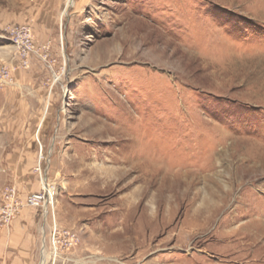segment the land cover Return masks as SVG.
Segmentation results:
<instances>
[{
  "label": "rangeland",
  "instance_id": "374dc122",
  "mask_svg": "<svg viewBox=\"0 0 264 264\" xmlns=\"http://www.w3.org/2000/svg\"><path fill=\"white\" fill-rule=\"evenodd\" d=\"M9 185L0 264H264V0H0Z\"/></svg>",
  "mask_w": 264,
  "mask_h": 264
},
{
  "label": "built area",
  "instance_id": "2783aa9c",
  "mask_svg": "<svg viewBox=\"0 0 264 264\" xmlns=\"http://www.w3.org/2000/svg\"><path fill=\"white\" fill-rule=\"evenodd\" d=\"M13 38H20L23 42V52L24 55H28L32 52V43H31V34L30 31L27 28H20L19 30H13L11 32ZM8 73L5 71L3 72V78H7ZM46 190L44 189L43 192H40L38 194H33L30 196H27L24 202V205L28 207L33 208H39L43 205L47 204V195ZM48 193V192H47ZM23 204H20L17 190L14 186L9 185L5 187L1 193V206H0V228H8L11 224V222L15 219L17 216L20 207ZM46 211V210H45ZM54 234V252L57 253V247H60L62 244L65 246V248L72 247L74 244H77L80 241V237L78 234L65 232L63 240H60V234L56 229L53 230ZM57 236V237H56ZM52 256H54L52 254ZM57 254L54 256L56 258Z\"/></svg>",
  "mask_w": 264,
  "mask_h": 264
},
{
  "label": "bare ground",
  "instance_id": "6f19581e",
  "mask_svg": "<svg viewBox=\"0 0 264 264\" xmlns=\"http://www.w3.org/2000/svg\"><path fill=\"white\" fill-rule=\"evenodd\" d=\"M43 189H45L47 192H48V195L51 194V192L53 191L51 188L50 189H47L46 187L43 186ZM50 203V202H48ZM46 210V209H45ZM128 239V238H127ZM126 240V239H125ZM44 246H43V250H42V261L40 264H46L47 260H48V254L46 253V251L44 250Z\"/></svg>",
  "mask_w": 264,
  "mask_h": 264
},
{
  "label": "crops",
  "instance_id": "0c3cea01",
  "mask_svg": "<svg viewBox=\"0 0 264 264\" xmlns=\"http://www.w3.org/2000/svg\"><path fill=\"white\" fill-rule=\"evenodd\" d=\"M14 220H15V219H14ZM14 220H13V221H14ZM13 221L11 222L9 228L12 226ZM21 258L25 260L26 257H21ZM20 260H21L20 257H18V258L16 259V261H15V264H21V261H20Z\"/></svg>",
  "mask_w": 264,
  "mask_h": 264
}]
</instances>
